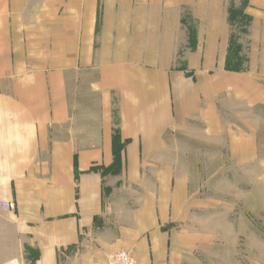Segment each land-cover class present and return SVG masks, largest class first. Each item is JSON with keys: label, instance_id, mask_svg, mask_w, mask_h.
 <instances>
[{"label": "crops", "instance_id": "crops-1", "mask_svg": "<svg viewBox=\"0 0 264 264\" xmlns=\"http://www.w3.org/2000/svg\"><path fill=\"white\" fill-rule=\"evenodd\" d=\"M181 32L178 0H0V264H210L169 143L244 75Z\"/></svg>", "mask_w": 264, "mask_h": 264}, {"label": "rangeland", "instance_id": "rangeland-1", "mask_svg": "<svg viewBox=\"0 0 264 264\" xmlns=\"http://www.w3.org/2000/svg\"><path fill=\"white\" fill-rule=\"evenodd\" d=\"M178 1L182 46L222 43L224 68L244 75L227 78L213 112L189 118L169 143L167 159L189 178L186 194L202 210L190 223L207 231L192 256L210 264H264V3Z\"/></svg>", "mask_w": 264, "mask_h": 264}, {"label": "built area", "instance_id": "built-area-1", "mask_svg": "<svg viewBox=\"0 0 264 264\" xmlns=\"http://www.w3.org/2000/svg\"><path fill=\"white\" fill-rule=\"evenodd\" d=\"M14 207L13 201L0 200V210H12ZM107 264H137V261L131 251L122 249L109 254Z\"/></svg>", "mask_w": 264, "mask_h": 264}]
</instances>
